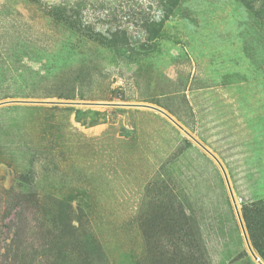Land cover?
<instances>
[{"label":"rangeland","instance_id":"rangeland-1","mask_svg":"<svg viewBox=\"0 0 264 264\" xmlns=\"http://www.w3.org/2000/svg\"><path fill=\"white\" fill-rule=\"evenodd\" d=\"M36 2L0 0V264H256L190 137L259 257L264 0Z\"/></svg>","mask_w":264,"mask_h":264},{"label":"water","instance_id":"water-1","mask_svg":"<svg viewBox=\"0 0 264 264\" xmlns=\"http://www.w3.org/2000/svg\"><path fill=\"white\" fill-rule=\"evenodd\" d=\"M8 102H5V103H0V106L3 105V104H6ZM34 103H39V104H51V105H59V104H62V103H57V102H34ZM93 105H100V106H129V107H133V108H145V109H149V110H152V111H155L163 116H165L168 120H170L175 126H177L181 131H183L187 136H189V134H187V132L185 130H183L177 123H175L167 114H165L163 111L155 108V107H152V106H146V105H123V104H93ZM190 137V136H189ZM193 142H195L203 151H205L209 156H211V158H213V160H215V162L218 164L219 168L221 169L222 171V174L224 176V179L226 181V185H227V188H228V191H229V194H230V197L232 199V202H233V206H234V209H235V213H236V217H237V221H238V224L240 226V230H241V233H242V236H243V239H244V243H245V246H246V249L249 253V255L251 256V258L253 259V261L256 263V264H264L260 258L253 252L251 246H250V243L248 241V238H247V235H246V232H245V229H244V226L242 224V221H241V218L238 214V211H237V208L235 206V202L233 200V196L231 194V190L229 188V184L227 182V178H226V175H225V172L222 168V166L220 165V163L218 162V160L207 150L205 149L201 144H199L195 139H193L192 137H190Z\"/></svg>","mask_w":264,"mask_h":264},{"label":"trees","instance_id":"trees-1","mask_svg":"<svg viewBox=\"0 0 264 264\" xmlns=\"http://www.w3.org/2000/svg\"><path fill=\"white\" fill-rule=\"evenodd\" d=\"M29 1L31 3H33L34 5H36V3H37L36 0H29ZM240 1L243 4L246 3V0H240ZM166 2L169 5V8H173V6L176 4L177 0H166ZM40 11L45 12L48 17H51L52 19H54L56 21H60V22L65 23L70 28L75 27V26H73V22H71L70 17L64 16V14H60L54 8H50L49 10H45V11L44 10H40ZM260 212L262 215V222H264V205H263ZM263 237H264V233H263ZM253 241H254V239H253ZM253 246H254L255 250H257L260 259L264 262V239H263V243L260 246L256 245V243L253 244Z\"/></svg>","mask_w":264,"mask_h":264}]
</instances>
